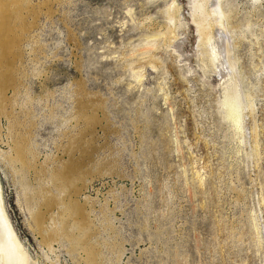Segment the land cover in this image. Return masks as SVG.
<instances>
[{
    "label": "rangeland",
    "instance_id": "rangeland-1",
    "mask_svg": "<svg viewBox=\"0 0 264 264\" xmlns=\"http://www.w3.org/2000/svg\"><path fill=\"white\" fill-rule=\"evenodd\" d=\"M192 3H15L0 206L25 264H264V0Z\"/></svg>",
    "mask_w": 264,
    "mask_h": 264
},
{
    "label": "bare ground",
    "instance_id": "bare-ground-1",
    "mask_svg": "<svg viewBox=\"0 0 264 264\" xmlns=\"http://www.w3.org/2000/svg\"><path fill=\"white\" fill-rule=\"evenodd\" d=\"M16 2L17 0H0V49H3V51L4 49H7L5 39L8 37V25L12 22V16L18 15V10L21 9L15 4ZM192 2V7L199 10L202 9V4H199V0H192ZM213 13L215 15H219L221 13L217 5L213 9ZM215 17L217 18V16ZM201 18L202 21L205 20L204 17ZM4 61L5 60L3 58L0 59V68L2 67ZM233 98L229 99V95H226L225 106L228 108L230 114H234V108L235 111L240 108L238 98L235 95ZM7 223L4 220L3 211L0 206V251L2 252L4 264H25L24 256L22 257V253L20 254L18 243L14 239L11 228L7 225Z\"/></svg>",
    "mask_w": 264,
    "mask_h": 264
}]
</instances>
